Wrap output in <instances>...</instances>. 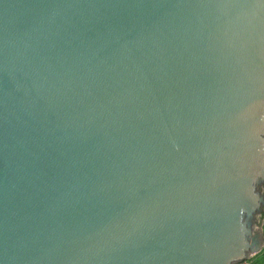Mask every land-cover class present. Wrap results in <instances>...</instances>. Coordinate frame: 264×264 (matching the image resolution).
Wrapping results in <instances>:
<instances>
[{"label": "water", "instance_id": "1", "mask_svg": "<svg viewBox=\"0 0 264 264\" xmlns=\"http://www.w3.org/2000/svg\"><path fill=\"white\" fill-rule=\"evenodd\" d=\"M263 215L264 0H0V264H236Z\"/></svg>", "mask_w": 264, "mask_h": 264}, {"label": "rangeland", "instance_id": "2", "mask_svg": "<svg viewBox=\"0 0 264 264\" xmlns=\"http://www.w3.org/2000/svg\"><path fill=\"white\" fill-rule=\"evenodd\" d=\"M262 230L264 232V215L262 217ZM253 259L255 264H264V246L261 251L255 253Z\"/></svg>", "mask_w": 264, "mask_h": 264}, {"label": "built area", "instance_id": "3", "mask_svg": "<svg viewBox=\"0 0 264 264\" xmlns=\"http://www.w3.org/2000/svg\"><path fill=\"white\" fill-rule=\"evenodd\" d=\"M255 255V254H254ZM254 255H252L250 258H248V259H244V260H242V261H240V262H238V263H236V264H255L254 263V259H253V256Z\"/></svg>", "mask_w": 264, "mask_h": 264}]
</instances>
